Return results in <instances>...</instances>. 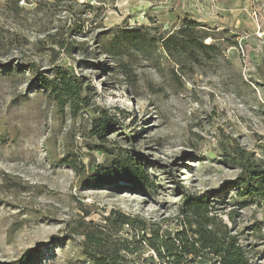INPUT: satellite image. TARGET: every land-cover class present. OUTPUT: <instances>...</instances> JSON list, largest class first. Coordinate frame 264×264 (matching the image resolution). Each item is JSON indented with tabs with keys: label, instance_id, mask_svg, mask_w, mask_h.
Returning <instances> with one entry per match:
<instances>
[{
	"label": "rangeland",
	"instance_id": "1",
	"mask_svg": "<svg viewBox=\"0 0 264 264\" xmlns=\"http://www.w3.org/2000/svg\"><path fill=\"white\" fill-rule=\"evenodd\" d=\"M185 19L212 37L210 59L155 44ZM130 29L151 41L145 52L104 54ZM55 67L83 82L78 111L37 88L35 74L53 79ZM102 112L122 125L105 143L90 135ZM97 145L140 160L152 186L88 187L90 171L111 159ZM231 145L264 165V0H0V264L29 250L37 264H91L81 227L127 262L150 264L145 238L180 229L184 193H208L211 215L250 264H264V200L236 196L239 171L221 162ZM111 214L140 225L108 224Z\"/></svg>",
	"mask_w": 264,
	"mask_h": 264
},
{
	"label": "trees",
	"instance_id": "2",
	"mask_svg": "<svg viewBox=\"0 0 264 264\" xmlns=\"http://www.w3.org/2000/svg\"><path fill=\"white\" fill-rule=\"evenodd\" d=\"M53 1L59 2V0ZM196 28L195 23L185 19L181 27L155 41V44L159 42L162 51L172 57H185L194 63L208 60L217 50V46L205 44L204 41L212 37L201 29H198L200 31L196 34ZM150 45L151 41L144 33H140L138 29H130L114 34L103 49L104 54L122 55L131 50L145 52L146 47ZM20 68L22 67L16 65L7 73L20 72ZM52 72L53 79L44 78L38 72L35 74L37 88L48 92L60 107L67 106L71 110L78 111L82 107L81 104H86V97H82L86 91L83 82L63 67H55ZM102 114L97 118L93 117L90 135L105 143L109 129L122 125H119L111 115L105 112ZM124 138L128 139V135L124 134ZM92 149L111 156V159L105 166H96L90 171V176L88 175L89 177L84 181L88 187L110 186L117 181H130L139 188L152 186L140 160L130 155L121 156L103 145L94 146ZM222 152H224L222 164L239 171L232 181L236 196L249 198L252 201L264 200V165L257 163L253 154L245 152L238 145H231L227 149L223 146ZM68 163L72 164V162ZM73 167L77 172L78 168ZM207 195L208 193L200 196L184 193L179 208L183 218L180 229L173 233L153 231L150 237L145 238L146 245L155 256V259H150V264H250L237 235H232L225 223L211 215V205ZM106 221L119 228L140 225V222L132 217L120 214H111ZM80 233L85 238L82 243L83 253L91 264H131L121 255L120 250L106 248L100 233L98 235V232L94 233L85 227H81ZM38 255V250L26 251L14 264H37Z\"/></svg>",
	"mask_w": 264,
	"mask_h": 264
}]
</instances>
